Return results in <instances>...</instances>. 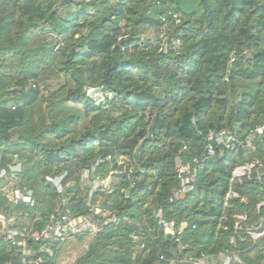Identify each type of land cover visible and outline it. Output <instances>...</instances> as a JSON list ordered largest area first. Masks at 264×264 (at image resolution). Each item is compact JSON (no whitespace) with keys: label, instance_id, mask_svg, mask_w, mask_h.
Returning a JSON list of instances; mask_svg holds the SVG:
<instances>
[{"label":"trees","instance_id":"1","mask_svg":"<svg viewBox=\"0 0 264 264\" xmlns=\"http://www.w3.org/2000/svg\"><path fill=\"white\" fill-rule=\"evenodd\" d=\"M173 13L179 21L166 26L160 50L162 19ZM88 86L112 96L96 103ZM260 123L264 0H0V168L17 155L19 184L37 201L10 208L7 181L0 212L11 211L16 228H41L58 196L46 177L65 173L69 208L99 223L82 174L94 168L104 178L124 163L110 174L112 189L90 197L110 220L74 264H155L159 249L174 256L156 223L159 207L166 218L188 221L181 234L188 250L206 249L243 151L207 161L197 188L179 196L176 169L203 152L209 132ZM184 145L190 155L183 158ZM258 185H239L251 206ZM3 228L0 221V264H20ZM144 241L148 251L139 246ZM30 252V264L56 259L39 244Z\"/></svg>","mask_w":264,"mask_h":264},{"label":"built area","instance_id":"2","mask_svg":"<svg viewBox=\"0 0 264 264\" xmlns=\"http://www.w3.org/2000/svg\"><path fill=\"white\" fill-rule=\"evenodd\" d=\"M161 0H157L159 3ZM172 18L164 17V26L159 33L160 50L164 48L167 40L166 26L169 22H178L180 16L177 13L171 14ZM179 44V40L176 41ZM234 61L231 58L229 63ZM227 79V78H226ZM85 94L96 103L110 99L112 94L101 87L88 86L84 89ZM242 150L244 158L231 172L228 187L225 191L221 211L214 228V236L208 242L206 249L195 251L188 250L189 246L182 242L184 229L189 225L186 219L177 221L173 218H166L162 208L155 211V218L158 229L174 246V256L167 257L159 249L158 260L155 264H264V258L255 260L258 249L264 250V200L260 198L249 204L247 196L240 190L245 180L258 181V197L264 193V158L253 156L256 151L264 153V123H260L250 129H242L239 124L231 128H222L209 132L206 137L203 152L198 156H189L190 150L184 145L179 155L185 158L177 167L178 188L173 191L174 196H179L194 191L198 184V175L205 163L215 158H221L226 152L236 154ZM111 157L108 156V160ZM115 164H124L117 161L112 165L108 175L102 178L95 173L94 168L85 170L82 174V181L89 182L87 205L94 209L95 214H100L99 223L90 216L74 214L68 206V201L63 195L67 185L63 180L65 173L58 176H47L46 182L50 183L57 191L56 205L48 214L45 224L32 231L25 228L14 227L15 221L11 211L0 212V221L3 223V233L7 242L15 247V256L20 264H30L28 258L31 255L30 247L39 244L41 251H46L50 257H56L57 250L61 245L71 239L79 237L93 238L101 228L110 220L109 214L99 207H93L90 197L93 192L101 189L110 191L116 182H109L111 172ZM22 165L17 155L7 167L0 168V186L10 181L6 186L4 195L6 205L10 208L17 206H28L34 208L37 205L35 193L32 188L20 185L19 174ZM126 172L122 169L120 177ZM119 177V178H120ZM118 178V179H119ZM117 179V180H118ZM195 228V225H192ZM157 235L151 236L153 243ZM141 249L147 248L146 243L139 244ZM147 251L149 248L146 249ZM2 264H12L6 262Z\"/></svg>","mask_w":264,"mask_h":264},{"label":"rangeland","instance_id":"3","mask_svg":"<svg viewBox=\"0 0 264 264\" xmlns=\"http://www.w3.org/2000/svg\"><path fill=\"white\" fill-rule=\"evenodd\" d=\"M146 33L148 35H153L154 30L149 28V29H147ZM261 154L263 156L261 155L260 157L264 158V153H261ZM70 184L71 183L69 182V185ZM83 185L87 186L88 183L83 181ZM259 198L261 200H264V193L262 194V196H259ZM56 199H55L53 205H56ZM91 240H92L91 237H84L82 239H79V238L78 239H71V240L64 242L57 252L54 264H74L75 260L85 253V251H86ZM263 252H264V250H263ZM258 258H261V256L257 253L255 255V260Z\"/></svg>","mask_w":264,"mask_h":264}]
</instances>
